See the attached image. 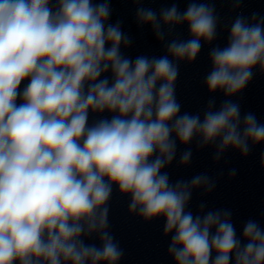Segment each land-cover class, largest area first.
I'll return each mask as SVG.
<instances>
[{
  "label": "clouds",
  "instance_id": "obj_1",
  "mask_svg": "<svg viewBox=\"0 0 264 264\" xmlns=\"http://www.w3.org/2000/svg\"><path fill=\"white\" fill-rule=\"evenodd\" d=\"M110 15L106 0H0V264H119L123 251L107 230L113 185L130 197V213L164 219L174 264H264L256 221L238 237L230 211L186 210L192 188L214 187L209 177L173 184L162 171L177 141L214 144L216 159L264 143V124L241 116L230 99L218 110L209 101L203 119L180 114L174 60L194 61L202 41L216 38L214 5L193 0L183 12L172 4L159 15L137 8L138 23L159 40L178 25L190 39L168 42L167 55L134 60L121 53L131 41ZM209 56V92L240 93L254 69L264 73V17L237 16L227 45ZM105 111L115 115L89 125L90 112ZM191 155L184 151L180 162ZM94 235L99 246L85 243Z\"/></svg>",
  "mask_w": 264,
  "mask_h": 264
},
{
  "label": "water",
  "instance_id": "obj_2",
  "mask_svg": "<svg viewBox=\"0 0 264 264\" xmlns=\"http://www.w3.org/2000/svg\"><path fill=\"white\" fill-rule=\"evenodd\" d=\"M105 0H93L102 3ZM111 9L108 23L120 22L122 32L129 37L131 43L127 47L121 45V53L128 58L138 56L161 57L167 55L166 45L171 40L190 39L187 25H178L171 33L167 32L164 40H159L151 25H141L136 18L139 7L150 8L159 12L163 8L176 4L183 12L193 0H106ZM214 5L219 17L216 38L211 43L202 41V48L196 59L175 61L179 74L175 81V95L181 105L180 114H199L203 119L209 101L215 102L213 110H218L225 99L239 104L241 116L252 113L258 122L264 124V73L254 69V76L247 86L232 97H225L221 91L210 93L205 77L211 71L210 50L213 47H225L229 29L237 16L250 18L253 13L264 17V0H196ZM54 3V0H53ZM173 59L172 57H169ZM111 81V72L104 74ZM101 78H104L103 76ZM27 83V81H25ZM24 85H21V88ZM19 102V101H18ZM114 113H89L88 123L91 125L99 119H111ZM250 151L245 156L239 150L228 148L216 159L217 147L214 144L199 145V138L183 145L177 141L174 160L162 171L167 172L171 183L178 180L191 181L197 175H206L214 185L211 191L206 185L191 189V198L187 211L195 215H204L208 211L228 210L238 237H242L243 225L248 220L256 221L264 229V143L249 144ZM191 150V158L187 164L180 162L181 154ZM235 170V175H230ZM130 197L122 195L113 185L108 201V231L123 251L119 264H174L168 253L171 234H164L163 218L145 221L137 214L129 212ZM203 206V208H201ZM85 243L100 242L95 235L85 237Z\"/></svg>",
  "mask_w": 264,
  "mask_h": 264
}]
</instances>
